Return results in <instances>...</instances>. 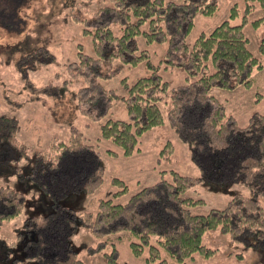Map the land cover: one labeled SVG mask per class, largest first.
Masks as SVG:
<instances>
[{
    "label": "trees",
    "instance_id": "obj_1",
    "mask_svg": "<svg viewBox=\"0 0 264 264\" xmlns=\"http://www.w3.org/2000/svg\"><path fill=\"white\" fill-rule=\"evenodd\" d=\"M244 1L240 22L230 20L239 14L234 4L230 18L189 42L195 15L214 14L217 0H105L83 21L82 32L91 37L92 52L78 43L68 64L71 77L82 78L74 91L77 109L88 120L100 121V138L131 155L140 149L145 132L163 124L165 107L170 128L191 149L198 175L170 168L169 175H161L126 199L115 202L111 196L101 197L96 209L88 210L82 204L84 196L104 180L98 143L70 125L67 139L53 137L45 149L30 153L18 136L17 118L0 114V175L5 179L0 184V222L27 210L21 227L37 235L30 257L35 264H87L80 254L83 247L72 242L80 228L97 238L95 246L87 247L88 254L103 250V258L95 264H119L115 240L124 236L132 255L147 262L182 263L195 253L207 257L215 248L202 237L216 228L231 242L253 247L264 259V113L251 111L246 124L240 125L211 93L214 87L251 86L253 71L264 66V33L254 54L243 30L254 5L264 8V0ZM251 22L264 23V14ZM138 35L146 45L165 44L160 54L153 47L160 56L157 62L148 48L138 46ZM141 64L147 73L131 81L120 77L121 94L107 86L120 68ZM160 68H180L183 79L170 85ZM40 88L49 91L53 86ZM119 96L126 118L109 115ZM166 148L173 149L170 140L159 152ZM8 151L13 162L5 159ZM111 183L117 186L115 196L128 191L120 177L113 176ZM204 188L228 194L226 204L206 213L192 212L191 206L205 202L198 193ZM20 228L16 227L10 243L4 238L0 242L12 245L21 237ZM110 236L114 238L108 242Z\"/></svg>",
    "mask_w": 264,
    "mask_h": 264
},
{
    "label": "rangeland",
    "instance_id": "obj_2",
    "mask_svg": "<svg viewBox=\"0 0 264 264\" xmlns=\"http://www.w3.org/2000/svg\"><path fill=\"white\" fill-rule=\"evenodd\" d=\"M105 0H0V114L14 116L18 121V136L30 153L43 150L53 137L67 139L70 125L81 130L92 143L97 142L104 168L103 182L90 194L84 196L82 204L88 210H95L101 197L111 196L114 201H122L140 187L153 183L161 175H169L170 168L180 173L198 175L199 167L194 162L191 149L170 128L165 107L163 124L145 132L139 142L140 149L131 155H124L120 147L109 139L100 138V121L88 120L76 106L74 91L82 83V78L70 75L69 62L76 56L78 43L86 52H92L89 35L83 34V21L91 18L93 11ZM244 0H217L218 9L210 15H195L194 26L186 40L191 42L201 32H209L215 25L228 19L231 6L239 8L237 17L230 19L232 23L241 20ZM264 14V8L254 5L248 14V21L243 30L248 37V47L258 54V43L264 33V23L254 26L252 19ZM140 48L150 50L153 61L159 57L154 52L162 53L165 44L146 45L141 35L137 36ZM264 61V56H261ZM159 72L170 82L179 83L183 78L179 69L160 68ZM147 73L144 65L123 67L106 82L122 93L120 77L126 76L130 81ZM251 86L238 85L233 89L214 87L211 89L226 106L228 113L236 117L240 125H245L248 115L253 110L264 113V66L252 73ZM52 84L49 91H42L44 84ZM37 87L40 91H34ZM36 88V89H37ZM165 104L163 103V106ZM114 117L126 118L127 113L120 96L114 100L110 114ZM166 140H170L173 149L162 152ZM114 149V152L108 150ZM9 152V151H8ZM6 152L5 159L13 162L11 152ZM18 162V160H14ZM15 163V164H16ZM165 170L162 172L161 170ZM113 176L120 177L128 184V191L119 196L112 194L117 186L111 183ZM16 177L9 179L11 184ZM5 179L0 175V184ZM239 188L249 193L242 185ZM205 199L200 205L191 206L194 213H206L211 207H222L229 195L213 193L207 189L198 190ZM30 197V194L27 197ZM26 211L20 215L0 222V238L9 243L15 237L16 227L20 228L26 219ZM115 235V234H114ZM114 236L106 240L112 241ZM121 238L122 236H118ZM115 240L118 250L119 264H155L147 262L143 256L132 255L128 240ZM110 239V240H109ZM203 242L215 248L209 256L195 253L192 258L176 264H264L261 254L253 247L241 242H231L226 234L218 228L207 230L202 237ZM97 238L85 228L72 237V242L80 250L85 263L95 264L103 258L102 252L88 254L89 246L96 245ZM110 250V247L107 248Z\"/></svg>",
    "mask_w": 264,
    "mask_h": 264
},
{
    "label": "flooded vegetation",
    "instance_id": "obj_3",
    "mask_svg": "<svg viewBox=\"0 0 264 264\" xmlns=\"http://www.w3.org/2000/svg\"><path fill=\"white\" fill-rule=\"evenodd\" d=\"M19 232H21V237L16 239L12 245L7 246L0 242V264H35V259H30V257L36 249L32 242L38 240L37 235L33 230H25L23 227Z\"/></svg>",
    "mask_w": 264,
    "mask_h": 264
}]
</instances>
